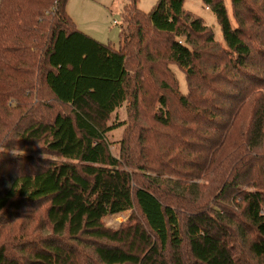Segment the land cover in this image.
Returning a JSON list of instances; mask_svg holds the SVG:
<instances>
[{
    "label": "trees",
    "instance_id": "obj_1",
    "mask_svg": "<svg viewBox=\"0 0 264 264\" xmlns=\"http://www.w3.org/2000/svg\"><path fill=\"white\" fill-rule=\"evenodd\" d=\"M184 1L146 15L132 0L117 49L77 28L69 0H0V216L46 203L50 229L22 257L1 242L0 264H264V0H231L236 26L203 0L225 44ZM42 89L69 110L21 128L22 109L54 107ZM14 137L53 157L2 159Z\"/></svg>",
    "mask_w": 264,
    "mask_h": 264
},
{
    "label": "rangeland",
    "instance_id": "obj_2",
    "mask_svg": "<svg viewBox=\"0 0 264 264\" xmlns=\"http://www.w3.org/2000/svg\"><path fill=\"white\" fill-rule=\"evenodd\" d=\"M132 0H69L67 5L68 14L73 19L77 28L81 29L83 32L94 37L96 40H99L105 44H111L115 48L120 46V31L123 23V27L129 25L128 19L124 16V8L126 5L131 3ZM158 0H136V7L148 15L152 10L154 5ZM227 7L229 17L233 26H236L235 20L232 16V5L231 0H224ZM185 10L199 16L202 18L206 25L210 26L213 29L216 41L225 44L222 28L217 20L216 14L203 2V0H185L184 1ZM116 23V24H115ZM144 27H148V24L142 21ZM155 33L151 32L147 38V42L150 39H153ZM151 47H154L151 45ZM125 49V48H124ZM130 52V50L128 51ZM131 54V52H130ZM144 54V51H143ZM128 57V67L131 71L135 69V58L134 55ZM142 57H139L141 60ZM170 68L175 72L176 77L180 83V91L184 94L187 93V83L186 75L176 64H170ZM39 99H44L45 101L52 104V108H43L41 104L36 111L28 112L25 109L19 111L21 117L20 127H25L28 123H32L35 119L39 118H51L55 109H60L68 111V106H62L58 103L54 104L51 98V94L46 89H42L37 95ZM36 96L34 95L31 99L32 101ZM12 103V102H11ZM10 103V104H11ZM127 104L124 108L120 109L118 112L121 118L127 116ZM155 109V108H154ZM153 109V110H154ZM150 110V111H153ZM125 135V128H118L108 133V139L111 142V151L115 154L118 153L119 141ZM13 146L9 149L2 150L1 158L9 161L10 159H22L23 157L33 158V159H47L52 158L48 154L40 152L39 145H33L31 147H26L24 149L19 148L18 146L23 144L18 137L13 138ZM61 160V158H57ZM151 173L152 176H159V172L148 170L141 171L140 178L146 179ZM165 177V176H164ZM0 176V183H1ZM206 181H200L199 185H203ZM208 184V183H206ZM202 188V187H200ZM46 203H40L36 207H32L29 204H20L18 206H13L10 208V212L7 214H2L0 216V243L4 242L7 246L8 252L14 254L16 257L24 256L22 252V246L26 243H38L41 238H44L48 235L49 228L45 224L44 209ZM214 207H217L214 205ZM25 208V210H21ZM41 210V217L39 213L35 217V211ZM140 219V211L137 207L132 210L122 212L115 215H109L104 218V223L111 228H118L121 224L127 223L129 221L134 222V219ZM42 221V224H41ZM31 244L27 245L29 249ZM89 250V249H88ZM90 256L93 254L89 251ZM251 264H259L256 260H253Z\"/></svg>",
    "mask_w": 264,
    "mask_h": 264
},
{
    "label": "crops",
    "instance_id": "obj_3",
    "mask_svg": "<svg viewBox=\"0 0 264 264\" xmlns=\"http://www.w3.org/2000/svg\"><path fill=\"white\" fill-rule=\"evenodd\" d=\"M116 24V23H115Z\"/></svg>",
    "mask_w": 264,
    "mask_h": 264
}]
</instances>
